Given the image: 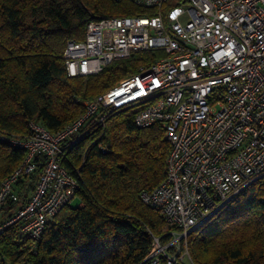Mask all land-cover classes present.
<instances>
[{"label":"built area","instance_id":"1","mask_svg":"<svg viewBox=\"0 0 264 264\" xmlns=\"http://www.w3.org/2000/svg\"><path fill=\"white\" fill-rule=\"evenodd\" d=\"M126 1L152 12L89 20L83 39L65 44L67 74H97L137 51L159 54L97 95L76 98L80 114L57 131L35 121L25 136L0 131V142L25 152L0 179V233L18 223L22 239L38 240L78 187L62 162L66 149L110 112L135 107V125L157 123L169 143L163 179L138 197L171 236H153L138 264H183L188 232L264 175V0ZM34 172L24 204L4 217L8 200H22L18 182Z\"/></svg>","mask_w":264,"mask_h":264},{"label":"trees","instance_id":"2","mask_svg":"<svg viewBox=\"0 0 264 264\" xmlns=\"http://www.w3.org/2000/svg\"><path fill=\"white\" fill-rule=\"evenodd\" d=\"M151 12L126 0H0V131L25 136L29 121L57 131L80 114L76 98H91L153 60L158 52L137 51L97 74L71 76L62 57L68 40L83 39L89 20ZM136 111L110 112L66 149L62 162L77 179V205L66 203L38 240L22 239L18 223L8 226L0 233V259L138 264L153 236L162 243L170 239L160 214L138 197L163 179L169 143L157 123L137 127ZM24 155L22 148L0 142V179ZM36 177L34 172L18 182L22 200H8L4 217L24 204ZM185 241L189 264H264V175L188 232ZM180 244L182 250L183 240Z\"/></svg>","mask_w":264,"mask_h":264},{"label":"rangeland","instance_id":"3","mask_svg":"<svg viewBox=\"0 0 264 264\" xmlns=\"http://www.w3.org/2000/svg\"><path fill=\"white\" fill-rule=\"evenodd\" d=\"M77 203H78V198H77V197H74V198L71 199L70 202H69V204H70L71 206H75V205H77ZM166 230H167V226L164 224V225L162 226V231L165 232ZM182 262H183L184 264H189V263H190V262H189V258H188L186 255L183 257ZM0 264H8V262L5 261V260L0 259Z\"/></svg>","mask_w":264,"mask_h":264}]
</instances>
